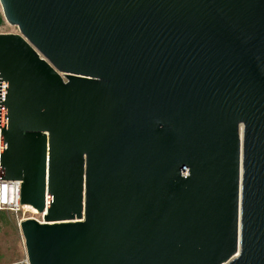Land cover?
Returning <instances> with one entry per match:
<instances>
[{
	"label": "water",
	"instance_id": "95a60500",
	"mask_svg": "<svg viewBox=\"0 0 264 264\" xmlns=\"http://www.w3.org/2000/svg\"><path fill=\"white\" fill-rule=\"evenodd\" d=\"M0 1L30 264H264V0Z\"/></svg>",
	"mask_w": 264,
	"mask_h": 264
},
{
	"label": "rangeland",
	"instance_id": "374dc122",
	"mask_svg": "<svg viewBox=\"0 0 264 264\" xmlns=\"http://www.w3.org/2000/svg\"><path fill=\"white\" fill-rule=\"evenodd\" d=\"M0 15L4 18L3 24L0 25V34L21 33L18 26L6 20L1 1ZM26 258L25 240L16 216L11 212L0 210V264H24Z\"/></svg>",
	"mask_w": 264,
	"mask_h": 264
},
{
	"label": "built area",
	"instance_id": "2783aa9c",
	"mask_svg": "<svg viewBox=\"0 0 264 264\" xmlns=\"http://www.w3.org/2000/svg\"><path fill=\"white\" fill-rule=\"evenodd\" d=\"M0 177H1V134H0ZM22 180L19 179H0V210L11 212L16 216L18 224L26 218H36L39 221L44 220L45 213H39L36 209H30L21 204ZM29 214L28 216H25ZM24 264H30L28 257Z\"/></svg>",
	"mask_w": 264,
	"mask_h": 264
}]
</instances>
